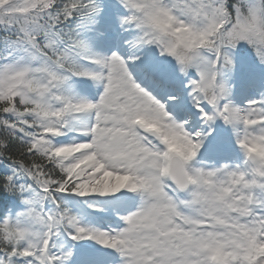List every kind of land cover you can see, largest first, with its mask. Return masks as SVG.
<instances>
[{
    "label": "snow or ice",
    "instance_id": "1",
    "mask_svg": "<svg viewBox=\"0 0 264 264\" xmlns=\"http://www.w3.org/2000/svg\"><path fill=\"white\" fill-rule=\"evenodd\" d=\"M0 264H264V0H0Z\"/></svg>",
    "mask_w": 264,
    "mask_h": 264
},
{
    "label": "rangeland",
    "instance_id": "2",
    "mask_svg": "<svg viewBox=\"0 0 264 264\" xmlns=\"http://www.w3.org/2000/svg\"><path fill=\"white\" fill-rule=\"evenodd\" d=\"M89 243H91V242H89Z\"/></svg>",
    "mask_w": 264,
    "mask_h": 264
}]
</instances>
